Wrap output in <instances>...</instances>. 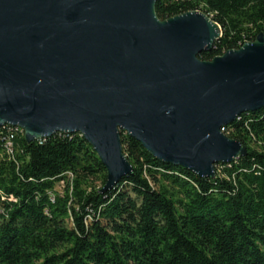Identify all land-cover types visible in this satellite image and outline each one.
<instances>
[{
	"label": "water",
	"instance_id": "1",
	"mask_svg": "<svg viewBox=\"0 0 264 264\" xmlns=\"http://www.w3.org/2000/svg\"><path fill=\"white\" fill-rule=\"evenodd\" d=\"M159 1L0 0V128L80 134L101 192L133 171L121 131L201 177L245 156L222 128L264 107V34L202 60L221 26L201 10L160 19Z\"/></svg>",
	"mask_w": 264,
	"mask_h": 264
},
{
	"label": "trees",
	"instance_id": "2",
	"mask_svg": "<svg viewBox=\"0 0 264 264\" xmlns=\"http://www.w3.org/2000/svg\"><path fill=\"white\" fill-rule=\"evenodd\" d=\"M191 10L221 26L202 60L264 34V0L156 7L160 19ZM223 132L248 152L209 178L154 157L121 131L133 171L104 192L105 167L80 134L30 143L21 134L11 157L0 133V264H264V107Z\"/></svg>",
	"mask_w": 264,
	"mask_h": 264
},
{
	"label": "built area",
	"instance_id": "3",
	"mask_svg": "<svg viewBox=\"0 0 264 264\" xmlns=\"http://www.w3.org/2000/svg\"><path fill=\"white\" fill-rule=\"evenodd\" d=\"M240 117L241 116L237 117L236 119H239ZM223 130H224V127L222 128V131ZM0 133L3 136L2 137V149L4 150L6 154L12 157L14 150L16 149L15 140L17 136L21 134L24 136L23 129L19 126L6 124L0 128Z\"/></svg>",
	"mask_w": 264,
	"mask_h": 264
},
{
	"label": "rangeland",
	"instance_id": "4",
	"mask_svg": "<svg viewBox=\"0 0 264 264\" xmlns=\"http://www.w3.org/2000/svg\"><path fill=\"white\" fill-rule=\"evenodd\" d=\"M97 184H98V183H97ZM60 189H61V186H60V185H58V186H57V190H60Z\"/></svg>",
	"mask_w": 264,
	"mask_h": 264
}]
</instances>
